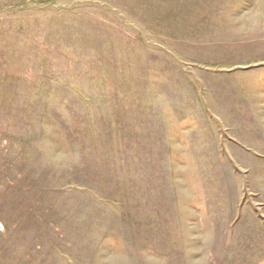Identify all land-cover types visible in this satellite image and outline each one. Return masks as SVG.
<instances>
[{"label": "rangeland", "instance_id": "1", "mask_svg": "<svg viewBox=\"0 0 264 264\" xmlns=\"http://www.w3.org/2000/svg\"><path fill=\"white\" fill-rule=\"evenodd\" d=\"M0 264H264V0H0Z\"/></svg>", "mask_w": 264, "mask_h": 264}, {"label": "crops", "instance_id": "2", "mask_svg": "<svg viewBox=\"0 0 264 264\" xmlns=\"http://www.w3.org/2000/svg\"><path fill=\"white\" fill-rule=\"evenodd\" d=\"M230 229H231V228H230ZM225 230H227V228H226V229H222L221 232H222V231H225ZM214 233H215V232H214Z\"/></svg>", "mask_w": 264, "mask_h": 264}]
</instances>
